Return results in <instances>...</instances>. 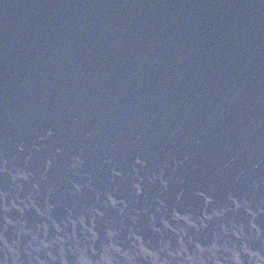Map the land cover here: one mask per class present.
I'll return each mask as SVG.
<instances>
[{
  "label": "water",
  "instance_id": "1",
  "mask_svg": "<svg viewBox=\"0 0 264 264\" xmlns=\"http://www.w3.org/2000/svg\"><path fill=\"white\" fill-rule=\"evenodd\" d=\"M0 264H264V0H0Z\"/></svg>",
  "mask_w": 264,
  "mask_h": 264
}]
</instances>
